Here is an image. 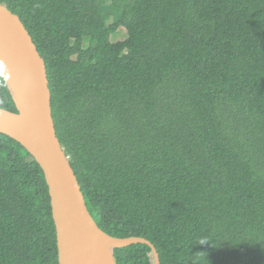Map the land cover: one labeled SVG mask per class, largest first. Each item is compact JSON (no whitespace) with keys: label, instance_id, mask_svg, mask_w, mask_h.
Masks as SVG:
<instances>
[{"label":"trees","instance_id":"trees-1","mask_svg":"<svg viewBox=\"0 0 264 264\" xmlns=\"http://www.w3.org/2000/svg\"><path fill=\"white\" fill-rule=\"evenodd\" d=\"M0 2L45 59L104 231L146 237L161 264H264V0ZM0 107L17 110L1 71ZM115 257L156 264L144 243ZM0 264H59L44 172L1 132Z\"/></svg>","mask_w":264,"mask_h":264},{"label":"water","instance_id":"water-1","mask_svg":"<svg viewBox=\"0 0 264 264\" xmlns=\"http://www.w3.org/2000/svg\"><path fill=\"white\" fill-rule=\"evenodd\" d=\"M0 71L16 111L0 107V132L20 142L41 166L51 197L59 264H117L115 248L155 245L144 236H114L90 213L52 115L45 59L18 14L0 2Z\"/></svg>","mask_w":264,"mask_h":264},{"label":"rangeland","instance_id":"rangeland-1","mask_svg":"<svg viewBox=\"0 0 264 264\" xmlns=\"http://www.w3.org/2000/svg\"><path fill=\"white\" fill-rule=\"evenodd\" d=\"M109 21L111 22L112 20L109 19ZM125 37H126V30L123 27H121L115 34H113L111 39L113 41H119V40H123Z\"/></svg>","mask_w":264,"mask_h":264},{"label":"clouds","instance_id":"clouds-1","mask_svg":"<svg viewBox=\"0 0 264 264\" xmlns=\"http://www.w3.org/2000/svg\"><path fill=\"white\" fill-rule=\"evenodd\" d=\"M205 241H201V243H204Z\"/></svg>","mask_w":264,"mask_h":264}]
</instances>
